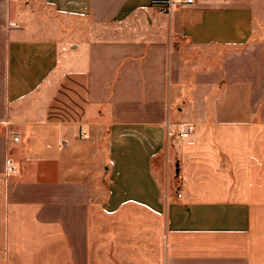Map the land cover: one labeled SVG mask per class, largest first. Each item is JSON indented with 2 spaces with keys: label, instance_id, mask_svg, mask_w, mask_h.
Wrapping results in <instances>:
<instances>
[{
  "label": "crops",
  "instance_id": "obj_1",
  "mask_svg": "<svg viewBox=\"0 0 264 264\" xmlns=\"http://www.w3.org/2000/svg\"><path fill=\"white\" fill-rule=\"evenodd\" d=\"M167 1L0 0V264H264V0Z\"/></svg>",
  "mask_w": 264,
  "mask_h": 264
},
{
  "label": "built area",
  "instance_id": "obj_2",
  "mask_svg": "<svg viewBox=\"0 0 264 264\" xmlns=\"http://www.w3.org/2000/svg\"><path fill=\"white\" fill-rule=\"evenodd\" d=\"M196 1L197 0H168L166 3L161 4L160 8L162 12L168 13L180 5H192ZM170 129L172 130V127ZM192 130H193V126L187 124L181 130L178 131V135L180 138H187ZM12 141L17 142L18 137H14ZM177 197H180V195L177 194Z\"/></svg>",
  "mask_w": 264,
  "mask_h": 264
}]
</instances>
